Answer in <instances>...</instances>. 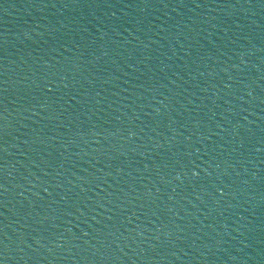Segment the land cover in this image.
Instances as JSON below:
<instances>
[{"label":"water","instance_id":"water-1","mask_svg":"<svg viewBox=\"0 0 264 264\" xmlns=\"http://www.w3.org/2000/svg\"><path fill=\"white\" fill-rule=\"evenodd\" d=\"M0 264H264V0H0Z\"/></svg>","mask_w":264,"mask_h":264}]
</instances>
